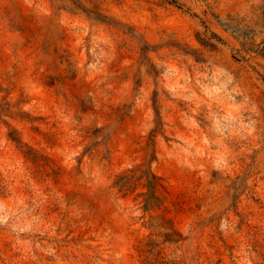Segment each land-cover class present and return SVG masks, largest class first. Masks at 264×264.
Returning a JSON list of instances; mask_svg holds the SVG:
<instances>
[{"label":"rangeland","instance_id":"obj_1","mask_svg":"<svg viewBox=\"0 0 264 264\" xmlns=\"http://www.w3.org/2000/svg\"><path fill=\"white\" fill-rule=\"evenodd\" d=\"M0 264H264V0H0Z\"/></svg>","mask_w":264,"mask_h":264}]
</instances>
